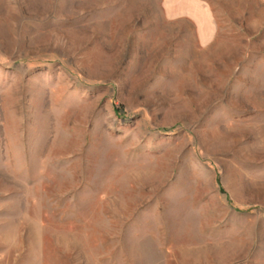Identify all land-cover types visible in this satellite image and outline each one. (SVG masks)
Returning a JSON list of instances; mask_svg holds the SVG:
<instances>
[{"label":"rangeland","instance_id":"obj_1","mask_svg":"<svg viewBox=\"0 0 264 264\" xmlns=\"http://www.w3.org/2000/svg\"><path fill=\"white\" fill-rule=\"evenodd\" d=\"M0 264H264V0H0Z\"/></svg>","mask_w":264,"mask_h":264},{"label":"crops","instance_id":"obj_2","mask_svg":"<svg viewBox=\"0 0 264 264\" xmlns=\"http://www.w3.org/2000/svg\"><path fill=\"white\" fill-rule=\"evenodd\" d=\"M196 27L198 29L200 39L204 42L210 41L215 35V26L210 16L203 20L195 19Z\"/></svg>","mask_w":264,"mask_h":264}]
</instances>
